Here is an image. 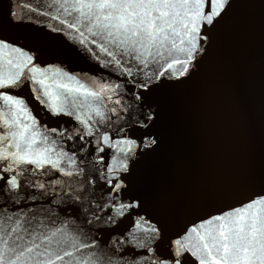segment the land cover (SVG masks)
I'll list each match as a JSON object with an SVG mask.
<instances>
[{
	"label": "water",
	"instance_id": "obj_1",
	"mask_svg": "<svg viewBox=\"0 0 264 264\" xmlns=\"http://www.w3.org/2000/svg\"><path fill=\"white\" fill-rule=\"evenodd\" d=\"M213 7L205 0L203 14ZM62 21L58 0H0V77L19 73L0 87V153L29 124L33 150L51 148L52 161L0 160L12 164L0 215L64 229L94 264H200L190 230L264 196V0H228L201 21L206 39L183 76L179 64L165 71L183 55L141 63Z\"/></svg>",
	"mask_w": 264,
	"mask_h": 264
},
{
	"label": "snow or ice",
	"instance_id": "obj_2",
	"mask_svg": "<svg viewBox=\"0 0 264 264\" xmlns=\"http://www.w3.org/2000/svg\"><path fill=\"white\" fill-rule=\"evenodd\" d=\"M58 2L63 14L72 20L71 23L62 22L67 23L68 28L75 29L81 37H85L86 31L96 38L92 43H96L98 39L102 45L112 46L126 54L134 55L141 63H145L148 57H152L153 60L157 58L166 60L172 58L174 53L183 55L184 59H172L165 69L167 71L176 64L182 65L183 71L179 75L183 76L187 72L188 64L194 59V54L199 50L200 40L206 39L200 36L201 21L211 24L228 0H213V10L207 15L203 14L202 8L205 0H58ZM81 27L85 31H81ZM0 48L7 49L9 45L0 39ZM103 50L109 56H113L107 47ZM31 59L28 57L29 63ZM160 75H163V72ZM18 77L19 73L15 77H0V87L13 83ZM81 88L74 91L80 92ZM84 92L88 96L98 95L95 92H87V89H84ZM4 99L8 103L21 104V101L13 100L10 96ZM151 118L147 117L149 120ZM31 127L33 125L25 124L21 129L9 133L16 151L8 152L5 149L0 153V160L11 158L13 163L26 162L37 165L52 163L50 159L45 158L46 154L51 152V148L43 151L33 150L38 134L34 132L31 136L25 135ZM11 168L12 164H9L7 169H0V172L10 171ZM3 179L4 176L0 175V180ZM5 183L12 189L19 187L15 175L8 177ZM119 187L120 184L115 185L116 189ZM261 206H264V196L252 199L223 214L212 216L197 227H193L189 235L196 233L198 236L197 244L193 246L199 245L197 251L205 252L200 264H256V261L264 264V214H261L264 213V207ZM22 219L23 217L19 216L14 219L11 215H0V264H94L92 256L83 258L77 255L81 249L89 245L79 243L64 229L37 231L25 227ZM198 228L205 231L201 233ZM175 243L180 247L186 246L183 240H177ZM176 264L179 262L176 261Z\"/></svg>",
	"mask_w": 264,
	"mask_h": 264
}]
</instances>
